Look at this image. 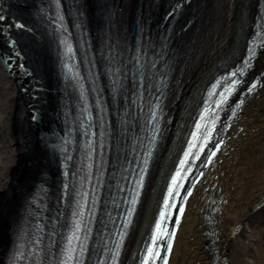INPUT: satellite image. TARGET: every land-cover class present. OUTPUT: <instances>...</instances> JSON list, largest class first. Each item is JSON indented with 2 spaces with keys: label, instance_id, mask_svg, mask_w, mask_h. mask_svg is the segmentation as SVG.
<instances>
[{
  "label": "bare ground",
  "instance_id": "1",
  "mask_svg": "<svg viewBox=\"0 0 264 264\" xmlns=\"http://www.w3.org/2000/svg\"><path fill=\"white\" fill-rule=\"evenodd\" d=\"M142 1L149 6L154 4L153 20L165 11L167 0ZM83 2L92 14L94 0ZM117 3L125 23L129 24L141 5L140 0H117ZM259 5L260 0H189L177 12L175 22L183 23L189 18L192 21L177 37L178 80L169 104L170 118L153 159L126 245L124 264H134L137 259L136 255L129 256V250L139 249L145 240L205 88L217 71L244 56ZM44 55L42 52L36 58L45 71L48 64ZM263 67L264 48L252 77ZM8 71L0 59V264L12 244L11 228L20 203L45 159L27 125L31 116L26 113V97ZM236 120L227 151L205 183L211 182L213 187L208 192L199 188L193 196L169 264H206L210 252L202 248L203 238L211 241L212 259L217 258L219 264H264L261 244L264 205H259L264 200V84ZM32 123L35 127L36 121ZM210 197L216 199L219 209L213 212V217L204 219L201 208L210 202ZM204 220L207 222L203 224Z\"/></svg>",
  "mask_w": 264,
  "mask_h": 264
},
{
  "label": "snow or ice",
  "instance_id": "2",
  "mask_svg": "<svg viewBox=\"0 0 264 264\" xmlns=\"http://www.w3.org/2000/svg\"><path fill=\"white\" fill-rule=\"evenodd\" d=\"M4 17L0 16V20H3ZM69 51H71V48L69 47ZM251 51V49H250ZM247 63V61H246ZM233 75H235V73H233ZM253 87H255V85H253ZM226 91H230V89H227ZM223 95V94H222ZM219 106V105H217ZM153 118H155V113H153ZM200 125H197V128H199ZM195 138V137H194ZM191 153V147L189 148V151L185 153V160H187L189 154ZM212 155H215V153H212ZM185 161H181V168H183ZM180 177V172L178 171L176 176L172 179V187L169 188L168 190V197L171 198L173 195V189L177 186V180ZM142 180L143 177H141V180L138 182V186L142 185ZM191 191L186 192L185 194V199L188 196H191ZM85 196L87 195L86 193L84 194ZM136 203V200L133 199L132 200V204L134 205ZM174 207V205H170L168 200L166 199L164 201V211H161L160 215H159V220L155 225V229H154V234L150 237V241H151V246L147 247L145 249L146 255L142 261V264H149V261H155L157 258H159V251L156 250V245L157 242L160 240H164L166 238V247H165V251L166 252H171L172 249V240L175 236V231L172 232H168L167 228H162V225L164 224L166 217L168 215V210ZM179 214L182 215L183 214V208L181 207L179 210ZM129 215H131V210L129 211ZM74 216H79L82 217L83 216V212H79V213H74ZM74 228L72 233L69 235V237L67 238V245L65 248V252H66V256L65 258L62 260L61 264H72L73 260L75 259L74 253L76 251V246L74 244V241H79V235L78 233L81 230V220L76 219L74 220ZM176 225L179 224V219H177L175 221ZM127 225H125L126 227ZM117 248H119V245H117ZM83 252V247L81 246V253ZM116 256H118V252L115 253V255L113 256V259L115 260ZM77 264H82V261H77ZM163 264H167V260L165 259L163 261Z\"/></svg>",
  "mask_w": 264,
  "mask_h": 264
},
{
  "label": "rangeland",
  "instance_id": "3",
  "mask_svg": "<svg viewBox=\"0 0 264 264\" xmlns=\"http://www.w3.org/2000/svg\"><path fill=\"white\" fill-rule=\"evenodd\" d=\"M262 216H263V221H264V208L262 209ZM261 244H262V246L264 248V226L262 228V241H261ZM132 252H133L132 249H130L129 250V256H131ZM205 259H206V264H211V261H210L209 257H206Z\"/></svg>",
  "mask_w": 264,
  "mask_h": 264
},
{
  "label": "water",
  "instance_id": "4",
  "mask_svg": "<svg viewBox=\"0 0 264 264\" xmlns=\"http://www.w3.org/2000/svg\"><path fill=\"white\" fill-rule=\"evenodd\" d=\"M262 3L264 4V1H263V0H262ZM262 6H264V5H262ZM4 62H5V61H4ZM261 204L264 205V200H263V202L260 203L259 205H261ZM259 205H258V206H259ZM221 264H225V262H223V263H221Z\"/></svg>",
  "mask_w": 264,
  "mask_h": 264
}]
</instances>
